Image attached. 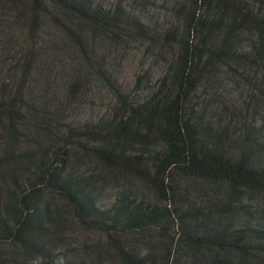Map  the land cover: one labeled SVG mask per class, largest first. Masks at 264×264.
<instances>
[{"label":"trees","instance_id":"trees-1","mask_svg":"<svg viewBox=\"0 0 264 264\" xmlns=\"http://www.w3.org/2000/svg\"><path fill=\"white\" fill-rule=\"evenodd\" d=\"M47 1L104 26L126 20L144 31L120 7L111 11L90 0H31L30 34L38 30ZM178 10L182 37L151 92L142 100L119 93L110 114L68 124L62 138L49 146L23 148L17 142L21 121L30 114H45L26 103L30 56L18 59L20 83L0 72V119L5 125L0 165L10 169L11 194L17 201L14 223L8 208L0 207V239H14L30 251L40 249V239L49 235L56 222L39 195V190L48 187L59 191L88 223L108 233L122 264H201L208 251L213 252L210 264H248L247 257L255 258L253 252H264V226L193 229L190 221L204 209L183 201L185 194H180L178 184L180 176L220 181L227 184L228 197L241 195L244 189L264 188V141L254 140L250 132H233L225 123L204 120L194 107L189 108L194 93L204 80L211 79L218 64L257 57L264 61V0H181ZM245 29L258 37L251 54L237 50V33ZM174 31L169 30L167 36L173 37ZM51 121L47 116L46 123L53 125ZM16 143L22 149L17 150ZM89 155L109 170L150 183L160 201L122 192L111 205H97L94 192L101 170L74 168ZM233 202L224 200L219 210L229 211ZM40 264L56 262L48 257Z\"/></svg>","mask_w":264,"mask_h":264},{"label":"rangeland","instance_id":"rangeland-1","mask_svg":"<svg viewBox=\"0 0 264 264\" xmlns=\"http://www.w3.org/2000/svg\"><path fill=\"white\" fill-rule=\"evenodd\" d=\"M180 1L90 0L106 10L120 7L127 17L142 24L143 32L126 20L104 26L47 1L38 30L30 34L31 0H0L1 75L20 83L18 59L28 54L26 103L45 113L30 114L21 121L17 142L23 148L49 146L62 138L68 124L79 125L110 114L119 102V93L131 100L145 98L164 74L182 37ZM171 29L175 30L173 37L166 34ZM236 39L237 50L250 54L258 42L257 33L248 29L238 32ZM214 69L211 79L204 80L194 93L189 108L194 107L204 120L225 123L233 132H250L254 140L264 141V61L257 57L223 62ZM46 115L53 125L46 123ZM4 126L0 119V146L5 139ZM22 146L16 143L17 150ZM96 167L102 174L95 184L97 205H111L122 192L160 201L150 183L109 170L93 155L74 165L77 171ZM9 171L0 165V207L8 208L14 223L17 201L12 198ZM178 184L180 194H185L183 201L204 209L190 221L193 229L264 226V188H248L241 195L228 197V186L220 181L180 176ZM39 191L56 222L49 235L40 239V249L34 251L14 239H0V264H40L48 257L56 264H122L106 231L88 223L59 191L48 187ZM224 200L234 201L229 211L219 210ZM252 254L255 258L247 257L248 264H264V252ZM212 255L208 251L201 264H210Z\"/></svg>","mask_w":264,"mask_h":264}]
</instances>
